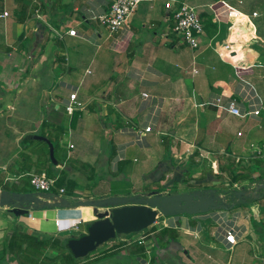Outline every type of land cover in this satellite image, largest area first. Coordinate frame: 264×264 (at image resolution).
<instances>
[{"label": "crops", "instance_id": "0c3cea01", "mask_svg": "<svg viewBox=\"0 0 264 264\" xmlns=\"http://www.w3.org/2000/svg\"><path fill=\"white\" fill-rule=\"evenodd\" d=\"M167 1L141 0L126 27L110 36L96 19L109 10L108 0H0V196L25 191L30 175L45 173L53 187L33 193L67 204L31 208L33 221L0 208V264H24L18 257L25 245L15 256L11 236L85 235L95 208L81 202L205 190L227 209L168 217L167 227L117 236L77 264H264V112L235 122L211 104L214 97L235 99L250 110L252 79L262 81L255 92L264 103V0H247L242 9L225 0H174L195 7L204 24L197 49L172 34ZM254 11L255 34L246 26ZM57 80V93L68 94L62 101L54 96ZM75 91L85 107L76 111V144L62 147L61 107ZM152 122L136 142L133 134ZM34 136L57 144L55 164ZM228 228L237 240L231 249L223 239Z\"/></svg>", "mask_w": 264, "mask_h": 264}, {"label": "water", "instance_id": "95a60500", "mask_svg": "<svg viewBox=\"0 0 264 264\" xmlns=\"http://www.w3.org/2000/svg\"><path fill=\"white\" fill-rule=\"evenodd\" d=\"M34 140L42 141L49 148V158L52 164L54 160L53 144L46 138L34 136ZM213 190H205L202 193L192 192L190 194H176L171 196L155 195L150 198L136 197H110L96 202H81L83 207H94L96 220L88 227L86 234L67 243V248L75 258H84L94 252L99 246L115 239L119 234L130 235L140 233L151 227L157 217H175L178 215L206 214L211 211L225 210L227 207L220 204L212 196ZM243 192L236 193L238 196ZM2 201H14L19 204L11 212L15 216H24L29 213V209L22 207V203L33 202L32 209L43 210L45 208L66 207L65 200L48 194L42 202V198L37 194L15 195L2 193ZM0 206L8 204H1ZM20 206L22 208H20ZM98 208L105 209L103 212H96Z\"/></svg>", "mask_w": 264, "mask_h": 264}, {"label": "built area", "instance_id": "2783aa9c", "mask_svg": "<svg viewBox=\"0 0 264 264\" xmlns=\"http://www.w3.org/2000/svg\"><path fill=\"white\" fill-rule=\"evenodd\" d=\"M141 0H108L109 10L96 19L97 21L104 26L107 30L108 34L112 36L115 33L122 31L128 22V19L133 14L135 9L137 8L138 4ZM238 4H242V0H238ZM165 9H167L172 14L173 23H172V33L177 38L178 42L181 45H187L191 49H197L199 47V37L204 32V24L200 19L199 15L196 12V8L185 3H178L174 0H169L165 3ZM3 17L7 16V13H3ZM260 14L256 11L252 12L250 18L247 20L246 26L251 28V31L255 34L256 33V26L253 23V20L258 18ZM252 32H249L252 34ZM70 36H75V30H69L67 32ZM253 34V35H254ZM61 37V36H59ZM257 38H253L256 40ZM258 40V39H257ZM264 44V40L262 41ZM225 51H231V47L229 45L223 46ZM220 57H224L225 55L223 52H218ZM234 58V57H233ZM195 74L196 71H193ZM253 90V98L250 100V110H242L239 106L238 102L235 99H227L226 101H222L221 97H214L211 99V104L217 106L218 108L224 110L229 115H232L237 118H245L246 116L257 117L260 116L261 113L264 112V103L258 97L255 90ZM143 98H147V94H142ZM84 105L77 100L76 91L71 93L68 101L64 104V111L67 115L71 116L76 111H82L84 109ZM159 110L158 103L155 104L153 109V118L156 117V113ZM153 122L145 126L143 129L136 131L134 135V140L136 142H141L144 138V133L151 132L153 129ZM133 132V131H132ZM242 134L239 132L237 136H241ZM70 149L73 148L72 145L69 146ZM255 151L260 155V151L257 148H254ZM54 180L47 177L45 173L40 174H32L29 177V185L32 187L34 192L36 193H48L50 189L53 187ZM234 189L240 191L242 187L238 184H234ZM60 194L63 193V190L59 191ZM10 207H5L3 209H9ZM34 211H29L26 216H22L26 220L33 221L35 216L33 215ZM167 218L164 216L157 217V220L154 224H161L162 227H167ZM55 227L59 230L60 220L55 219L54 221ZM153 224V225H154ZM152 225V226H153ZM78 224H74L71 226L72 230H77ZM151 226V227H152ZM62 230V229H61ZM223 239L228 249L233 248L236 245L237 240L235 237L234 228H228L223 232ZM140 244L144 243V239L139 241ZM149 264V263H145Z\"/></svg>", "mask_w": 264, "mask_h": 264}, {"label": "trees", "instance_id": "16d2710c", "mask_svg": "<svg viewBox=\"0 0 264 264\" xmlns=\"http://www.w3.org/2000/svg\"><path fill=\"white\" fill-rule=\"evenodd\" d=\"M53 148L55 151V145L54 144H53ZM54 160L57 161L55 154H54ZM233 180H234V178H233ZM28 183H29V180H28ZM11 194H15V195L20 194V195L27 196V195L31 194V192L26 191V189H25V191L24 190L20 191V193H15V192L12 193L11 192ZM87 229H86V231H87ZM119 235H121V234H119ZM13 237L14 236L10 237L9 244H11V247H9L8 249L11 252L14 251V253H12V254L17 256L18 255L17 252L19 251L18 249H20V251H21V249H22L21 247L23 245H25L24 254L20 253V257H18L19 261L24 262V264H77L79 261L88 257V255H87L84 258H80V259L75 258L74 255L72 254V252L67 248V243L69 240L79 238V237H81V235L77 236V237H71L69 239H62V237L59 236V237L53 238L52 240H49L46 238L39 240L37 238L30 237L28 235L22 236L21 239H18L16 237L13 239ZM48 249L55 250L58 252V254L60 253L59 256L57 257V258H59V262L56 261L55 256L50 257L48 254H46V252H48ZM38 260H39V263H38Z\"/></svg>", "mask_w": 264, "mask_h": 264}, {"label": "rangeland", "instance_id": "374dc122", "mask_svg": "<svg viewBox=\"0 0 264 264\" xmlns=\"http://www.w3.org/2000/svg\"><path fill=\"white\" fill-rule=\"evenodd\" d=\"M212 2H214V1H217V0H211ZM219 1V0H218ZM226 2H228L232 7H234V8H236V9H242L243 7H247V5H246V1L247 0H242V4H238V0H225ZM197 11V10H196ZM253 23L255 24V26H256V28H257V25H258V21H256V20H253ZM258 28H260V26L258 27ZM260 30V29H259ZM260 33V32H259ZM173 34V33H172ZM254 72H257V69H254ZM244 78H246V77H244ZM57 79V78H56ZM58 83H59V80H57L56 81V84H55V91H54V96H57V101H62L63 99H64V97H66V96H68V94L67 95H64V94H58L57 92H58V89L57 88H59V85H58ZM251 83H252V85L256 88L255 89V91L256 92H258V90H259V88H257V86L259 85V83H260V85L262 84V81H259V80H257V79H252L251 80ZM74 85V87H76V85L75 84H73ZM63 109L64 108H62L61 107V111H62V117H63V119L61 120V124L59 125V127H60V131L61 132H59V135H60V141H61V143H59V145L60 146H62V147H64V146H66L67 145V141L68 140H70V142L71 143H73L74 145L76 144V142L72 139V135L73 136H75V134H76V132H78L77 131V125H78V123H79V121H80V119H79V117H78V113L77 112H75V115H74V117H73V119L71 120L67 115H66V113H64V111H63ZM235 122L236 121H239L240 119H238V118H236V117H233L232 118ZM69 122H70V126H69ZM68 127L70 128V133H68ZM237 128L234 126V131L236 130ZM41 133V132H40ZM235 133V132H234ZM54 145H55V157L58 155V153H57V144L56 143H53ZM40 145L42 146V147H44V148H46V153H47V157H48V159H49V153H48V146H47V144L46 143H44V142H41L40 143ZM73 152H76V149L75 150H73ZM56 153H57V155H56ZM63 161V158L62 159H59V162H62ZM53 167V166H52ZM220 184H222L221 182H220ZM224 185V186H223ZM232 185V183L231 182H229V184H227V186L228 187H230ZM222 188L223 189H226V190H228V189H231V188H227L226 187V184L224 183V184H222ZM8 189H10V190H12V191H15L14 190V186H12V185H9L8 186ZM26 191H29V192H31V193H33L34 192V190L32 189V187H27L26 188ZM177 192V191H176ZM173 193H175V191H170V192H168V194H163L164 196H169V195H172ZM177 193H179V192H177ZM40 195H42V194H44V193H39ZM1 200H2V196H0V203H1ZM42 202H46V201H44V200H42ZM8 204V205H10V206H7V207H10L9 209H3L4 207H5V205H3V206H0V208L2 209V210H4L5 212H11V209L13 208H15L16 206H17V204H19V203H17V202H14V201H2V203L1 204ZM47 203V202H46ZM32 204H33V202H29V203H22L21 205H22V207L24 206V207H26V205H27V208L29 209V211L30 210H32L31 208H32ZM21 206H20V208H22ZM27 215V214H26ZM26 215H24V216H26ZM187 217H190V215H186ZM168 219V218H167ZM85 227V226H84ZM86 230V229H85ZM85 232V231H84ZM86 233V232H85ZM85 233H83V234H85ZM69 235V234H68ZM121 235H118V237H120ZM126 236V235H125ZM114 240V239H113ZM56 253H58V252H56ZM60 254V253H59ZM59 254H57V255H53V256H56V259H57V257L59 256ZM152 255H154V252H152ZM150 256V255H149ZM149 256H146V259L147 258H149ZM84 260V259H83ZM82 260V261H83Z\"/></svg>", "mask_w": 264, "mask_h": 264}, {"label": "bare ground", "instance_id": "6f19581e", "mask_svg": "<svg viewBox=\"0 0 264 264\" xmlns=\"http://www.w3.org/2000/svg\"><path fill=\"white\" fill-rule=\"evenodd\" d=\"M121 235H123V234H121ZM126 236H128V235H126Z\"/></svg>", "mask_w": 264, "mask_h": 264}]
</instances>
